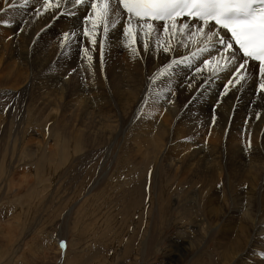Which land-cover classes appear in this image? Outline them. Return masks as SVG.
Wrapping results in <instances>:
<instances>
[{
    "label": "bare ground",
    "instance_id": "obj_1",
    "mask_svg": "<svg viewBox=\"0 0 264 264\" xmlns=\"http://www.w3.org/2000/svg\"><path fill=\"white\" fill-rule=\"evenodd\" d=\"M39 6L37 0H7V3L0 0V9H3L0 11V89H5L0 90L3 94L0 95V106L12 102V109L21 101L28 109L38 110L39 118L27 119L25 127L27 130L28 126H39L43 130L46 124L51 127L56 144L53 155L61 165L78 154L87 157L94 149L106 147L115 138L112 131L119 129L118 134L124 136L123 153L126 156L118 160L116 179H124L120 184L134 185L132 190L122 191L120 197L128 219L141 226L157 198L160 208L157 211L158 227L154 229L156 236L160 234V224L168 205L162 191L156 196L152 193L156 179L151 170L157 163L172 162L173 167L166 164L163 171L181 177V184L188 185L183 193L189 196L186 202L191 206L190 217L195 212L197 218H201L199 222L196 220L197 223L192 220L196 229L203 231L205 227L209 229L217 224V236L224 240L235 231L237 239L241 240L244 237L252 240L253 234L260 232L261 238L258 237L257 241L261 243L259 250L263 252L264 260V92L257 91L260 82L258 68L244 88L229 86L223 96V85L231 76L227 72L219 73V79L213 78L200 88L197 86L202 81L197 79L189 88L187 82L192 70L182 66L172 77L170 85L166 78L153 84L150 76L172 56L163 52H145L140 42L133 46L137 49L134 54L123 43V20L115 29H109L107 39L101 28L95 46L81 34L79 42L73 40L69 47L61 50L58 46L61 32L73 26L81 28L87 12L81 7L71 17L57 14L52 18L48 13L36 16L34 9ZM101 39L105 43L103 63L99 48ZM162 39L167 41L169 37L162 35ZM180 39L177 35L172 41L178 55L195 52L203 43L202 40L193 43L188 39L187 47H184L177 44ZM88 55L92 56L91 61ZM202 75L211 77V68ZM64 77L67 78L65 81ZM17 86H21L19 94L12 91ZM169 87L171 91H168ZM167 103H170L169 107H166ZM68 112L72 117L65 121ZM157 114L162 116L159 123ZM105 122L111 129L108 134L100 130ZM244 123H247L248 131L245 138L252 144L249 148L236 145H241L237 131L242 130ZM209 138L206 146L198 145ZM24 142L21 143L25 145ZM7 151L6 146L4 159ZM42 155L40 160L45 161V168L41 171L51 165L48 159L46 161L49 155ZM137 156L142 162L133 160ZM146 189L149 191L147 197ZM107 194L110 193L102 195L103 202L97 198L100 205L97 210L98 204L86 214L91 219L87 221L93 225L90 228L92 233L99 227L98 243L107 254L114 255L123 241L112 233V220L106 218L101 226L96 224L97 221L93 222L97 213L108 208ZM220 196L223 198L221 203ZM241 212L244 214L239 216ZM131 232L123 234L128 241L126 247L139 234V231ZM245 242L243 250L239 248L231 252L232 255L230 252L222 254L227 264L232 261L233 264H252L250 258L245 257L248 256L245 249L251 244Z\"/></svg>",
    "mask_w": 264,
    "mask_h": 264
},
{
    "label": "rangeland",
    "instance_id": "obj_2",
    "mask_svg": "<svg viewBox=\"0 0 264 264\" xmlns=\"http://www.w3.org/2000/svg\"><path fill=\"white\" fill-rule=\"evenodd\" d=\"M66 79L63 78L64 81ZM226 83L227 81L224 85ZM20 89L21 86H17L12 88V91L19 94ZM10 104L13 105L10 102L0 106V264H227L222 254L230 252L232 255L239 248L243 250L245 241H250L251 244L245 249L248 254L245 257H249L252 264L255 261L263 263V252L259 250L261 243L257 241L260 232H255L252 240L246 237L241 240L237 239L235 231L224 240L217 236L219 230L217 224L209 229L205 227L203 231L196 229L193 221L197 223L201 218H197L195 212L190 217L191 206L186 202L189 196L183 193L188 185L181 184V177H174L163 171L166 164L172 168V162L157 163L151 170V174L154 173L152 176L156 179V184L152 182L154 185L153 189L151 188L152 193L156 196L162 191L166 195L168 205V211L160 224V234L156 236L154 228L158 227L157 211L160 208L157 198L154 199L150 207L151 212L141 226H138L135 220L128 219L122 199L120 200L122 191L129 188L132 190L134 185L131 183L126 186L120 184L124 179L118 181L116 179L119 170L118 160L126 156L123 153L124 136L118 134L119 129L116 132L112 131L115 138L106 147L94 149L87 157L78 154L61 165L53 155L56 144L51 136V127L47 124L44 130L39 126H28V130L25 127L27 119L39 118L38 110L28 109L27 104L21 101L12 109ZM169 105L170 103H167L166 107ZM157 115L159 123L162 116ZM71 117V113L68 112L65 121L71 120ZM105 124L107 123L102 124V128L105 126L104 129L99 127L101 132L108 134L111 129L107 127L109 124ZM246 127L247 123H244L242 130L237 131L240 134L241 145L239 143L236 145L242 148L252 146L245 138L248 132ZM227 135L226 132L225 141ZM24 140L25 145L21 143ZM210 140L209 138L201 141L198 145L206 146ZM6 146L9 151L6 152L7 157L4 159L3 151ZM43 153L49 155V158L46 156V161L48 159L51 165L47 170L41 171L45 168V161L40 160ZM2 158L5 161H2ZM133 160L142 162L139 156ZM106 192L110 193L106 195L109 206L97 213L93 222L97 221L96 224L101 226L106 218L112 220V233L119 241H123L114 255L107 254L106 249L98 243L99 238L96 237L99 236V227L92 233L90 228L93 225L89 224L88 221L91 219L86 214L97 204L96 210L99 208L97 198L100 197L101 200ZM147 192L148 189L144 192L146 197ZM222 201L223 198L220 196L219 202ZM243 214L241 212L239 216ZM133 230L139 231V234L132 243H129V247H126L128 241L123 234L127 232L131 234ZM193 231L197 233L193 234ZM61 242L64 247H61Z\"/></svg>",
    "mask_w": 264,
    "mask_h": 264
},
{
    "label": "snow or ice",
    "instance_id": "obj_3",
    "mask_svg": "<svg viewBox=\"0 0 264 264\" xmlns=\"http://www.w3.org/2000/svg\"><path fill=\"white\" fill-rule=\"evenodd\" d=\"M37 3L40 6L35 9L36 16L48 13L52 18L57 14L71 17L81 7L86 10L81 28L73 26L61 32L58 40L61 50L69 47L73 40L79 42L81 34L95 46L101 28L107 39L109 29H115L123 20V43L134 54L137 49L133 46L140 42L145 52L172 56L150 76L153 84L166 78L170 85L182 66L192 70L187 82L189 88L197 79L202 81L197 86L200 88L213 78L219 79V73L227 72L231 78L224 85L223 96L229 86L244 88L258 68L257 91L264 92V0H37ZM162 35L169 39L163 40ZM177 35L181 37L177 41L179 45L187 47V40L191 39L193 43L202 40V46L195 52L178 55L172 44ZM104 47V39H101V63ZM88 59L91 61L92 56L88 55ZM250 61L257 63L250 64ZM209 68L212 76H203ZM61 247H64L63 242Z\"/></svg>",
    "mask_w": 264,
    "mask_h": 264
}]
</instances>
